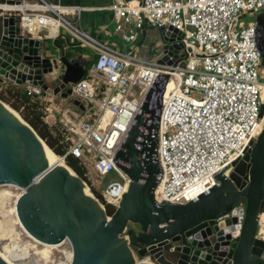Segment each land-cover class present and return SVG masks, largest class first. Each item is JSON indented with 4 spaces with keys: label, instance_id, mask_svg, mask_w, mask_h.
I'll use <instances>...</instances> for the list:
<instances>
[{
    "label": "built area",
    "instance_id": "obj_1",
    "mask_svg": "<svg viewBox=\"0 0 264 264\" xmlns=\"http://www.w3.org/2000/svg\"><path fill=\"white\" fill-rule=\"evenodd\" d=\"M39 1L33 5L20 0L8 10L20 11L28 28L34 22L36 28H60L76 45L94 53L83 80L67 87L71 94L66 99L55 97L62 116L64 157L72 155L87 175L96 176L97 183L105 181L97 189L103 201L97 199L104 207L115 209L128 189L130 179L117 167L116 155L160 75H169L174 87L163 96L158 122L161 174L155 191L157 205L185 204L217 186L216 175L228 176L233 162L244 156L260 134L264 121V114L260 117L264 112V0H137L109 7L115 19L114 33L121 34L127 45L135 43L138 31L147 25L177 30L183 44L180 54L185 55L170 57L171 64L158 63L160 53L152 60L140 59L92 37L68 18L80 14L79 6ZM63 50L67 55L68 50ZM25 89L30 97L47 96L30 83ZM71 100L82 102L86 111L81 112ZM244 211L241 204L229 215L240 224ZM62 244L72 250L68 240Z\"/></svg>",
    "mask_w": 264,
    "mask_h": 264
},
{
    "label": "water",
    "instance_id": "obj_2",
    "mask_svg": "<svg viewBox=\"0 0 264 264\" xmlns=\"http://www.w3.org/2000/svg\"><path fill=\"white\" fill-rule=\"evenodd\" d=\"M19 3L0 0V82L30 83L66 99L67 87L86 76L88 60L52 53L20 11L8 10ZM158 32V63L185 55L177 30ZM168 82L169 75L155 80L118 149L116 165L130 183L110 216L64 158L63 165H49L47 144L0 100V186L22 189L16 215L32 238L47 245L68 240L70 264H264V124L232 172L216 175L217 186L185 204H156L158 122ZM71 101L86 111L82 102ZM241 204L238 224L229 214ZM0 264L9 263L0 256Z\"/></svg>",
    "mask_w": 264,
    "mask_h": 264
},
{
    "label": "crops",
    "instance_id": "obj_3",
    "mask_svg": "<svg viewBox=\"0 0 264 264\" xmlns=\"http://www.w3.org/2000/svg\"><path fill=\"white\" fill-rule=\"evenodd\" d=\"M31 4L40 3L39 0H28ZM49 4H61L66 6H79L82 8L80 14L74 17H68L76 26L83 29L86 33L107 43L112 48L119 50L122 53L132 54L140 59L152 60L150 58L151 50L149 44L154 32L153 27L147 25L143 30L138 31L137 41L133 44H125L121 38V34L114 33L115 19L113 12L109 10L112 4L123 2L131 4L137 0H44ZM51 25L39 26L36 29L31 27V32L35 33L38 30L39 34L47 40V46L52 53L61 54L64 50L71 58H81L88 60V66L93 63V58H90L87 48L76 45L73 39L60 28H51ZM35 30V31H34ZM64 53V52H63ZM159 54V53H158ZM157 54V55H158ZM156 55V56H157ZM156 58V57H155ZM12 83L5 80L3 84ZM14 84V83H12ZM15 85V84H14ZM25 87V86H24ZM44 107L45 121L50 126L60 124L62 116L57 107L59 99L57 97L45 96L40 98ZM48 109V110H46Z\"/></svg>",
    "mask_w": 264,
    "mask_h": 264
},
{
    "label": "rangeland",
    "instance_id": "obj_4",
    "mask_svg": "<svg viewBox=\"0 0 264 264\" xmlns=\"http://www.w3.org/2000/svg\"><path fill=\"white\" fill-rule=\"evenodd\" d=\"M249 19H252V17H249ZM153 34L151 43L149 44L151 59H155L156 55L161 50L158 30L154 29ZM89 55L90 58H94V53L89 52ZM262 72L264 74V68H262ZM88 179L91 185L96 189L101 188L99 184L105 183L104 180H99V183H97L96 181L98 179L96 176L90 173H88ZM85 183L87 184V182ZM22 193V189L14 185L0 186V232L2 234L0 237V251L6 253L7 250H11L10 254L12 255L14 264H30V262L32 264L34 260L39 264H69V260L66 256V252L70 250L69 246L64 245V247L52 249L53 251L50 250L46 258L41 254L45 248L37 243L21 226L15 209L16 201ZM21 257L26 259H20Z\"/></svg>",
    "mask_w": 264,
    "mask_h": 264
},
{
    "label": "trees",
    "instance_id": "obj_5",
    "mask_svg": "<svg viewBox=\"0 0 264 264\" xmlns=\"http://www.w3.org/2000/svg\"><path fill=\"white\" fill-rule=\"evenodd\" d=\"M90 66L87 67L86 71H88ZM0 100L18 112V114L35 130L40 138L56 155L59 157L65 156L66 146L61 143L63 138L60 131L61 123L55 126H50L45 121L44 107L40 98L28 96L24 86H17L12 83L3 84L0 82ZM64 158L66 165L80 178L87 182L92 193L101 201L102 196L100 191L91 185V182L88 179L87 170L80 160L72 155H67ZM106 211L110 216L114 212V208L106 205Z\"/></svg>",
    "mask_w": 264,
    "mask_h": 264
},
{
    "label": "bare ground",
    "instance_id": "obj_6",
    "mask_svg": "<svg viewBox=\"0 0 264 264\" xmlns=\"http://www.w3.org/2000/svg\"><path fill=\"white\" fill-rule=\"evenodd\" d=\"M31 27H34V29H36V25H35V22L29 27V31L31 32V30H30V28ZM51 28H55V27H53V26H50ZM35 31V30H34ZM32 33H33V31H32ZM173 87H174V83L173 82H169L168 84H167V86H166V91H165V93L167 94L170 90H172L173 89ZM263 124H264V121H262V123L260 124V130H262V128H263ZM45 153H46V155H47V158H48V160H49V162H50V166H55V165H63V159H62V157H59L58 155H56L52 150H50L49 148H45ZM85 190L88 192V194L89 195H92V193L89 191V189H88V187L86 186L85 187ZM15 211H16V209H15ZM261 223H262V226H264V215H262V217H261ZM19 221V220H18ZM22 226V225H21ZM263 234H264V231L262 232ZM2 236V234H1V232H0V237ZM37 243H39L40 245H42L44 248H45V250H43L42 252H41V254L43 255V256H45L46 258H47V256L49 255V253H50V250H52V249H58V248H61L62 247V243L61 244H59V245H47V244H44V243H41V242H39V241H37V240H35ZM4 248H6V247H4ZM70 249V248H69ZM11 251V250H10ZM10 251H8L7 250V252L6 253H2L1 251H0V256L6 261V262H8L9 264H14L13 263V260H12V255L10 254L11 252ZM53 251V250H52ZM66 256H67V258H68V260L70 261L71 260V258H72V250L70 249V250H68L67 252H66ZM19 257H20V255H19ZM20 259H26V258H23V257H21ZM32 264H39L36 260H34L33 262H32Z\"/></svg>",
    "mask_w": 264,
    "mask_h": 264
}]
</instances>
